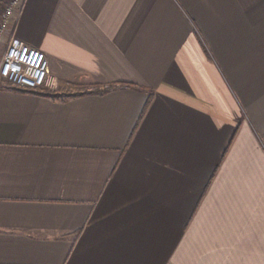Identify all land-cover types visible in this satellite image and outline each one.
<instances>
[{"label":"crops","instance_id":"0c3cea01","mask_svg":"<svg viewBox=\"0 0 264 264\" xmlns=\"http://www.w3.org/2000/svg\"><path fill=\"white\" fill-rule=\"evenodd\" d=\"M10 36L48 77L0 80V264H264V0H25Z\"/></svg>","mask_w":264,"mask_h":264},{"label":"built area","instance_id":"2783aa9c","mask_svg":"<svg viewBox=\"0 0 264 264\" xmlns=\"http://www.w3.org/2000/svg\"><path fill=\"white\" fill-rule=\"evenodd\" d=\"M25 0H1L0 39L10 19L22 8ZM48 77V60L39 49L10 36L0 58V79L10 86L28 90L41 89Z\"/></svg>","mask_w":264,"mask_h":264},{"label":"rangeland","instance_id":"374dc122","mask_svg":"<svg viewBox=\"0 0 264 264\" xmlns=\"http://www.w3.org/2000/svg\"><path fill=\"white\" fill-rule=\"evenodd\" d=\"M0 9H2V5H0ZM2 83L8 85L9 83L4 81L3 79H0ZM73 87H75L76 89L80 90V91H85V90H89V89H95V88H100V89H105V86H100V85H95V84H71Z\"/></svg>","mask_w":264,"mask_h":264},{"label":"trees","instance_id":"16d2710c","mask_svg":"<svg viewBox=\"0 0 264 264\" xmlns=\"http://www.w3.org/2000/svg\"><path fill=\"white\" fill-rule=\"evenodd\" d=\"M102 90H104V89L95 88V89L85 90V91H83V93H86V92H89V91H97V92H99V91H102Z\"/></svg>","mask_w":264,"mask_h":264}]
</instances>
